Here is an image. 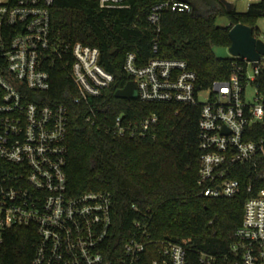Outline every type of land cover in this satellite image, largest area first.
Wrapping results in <instances>:
<instances>
[{
  "label": "built area",
  "instance_id": "obj_1",
  "mask_svg": "<svg viewBox=\"0 0 264 264\" xmlns=\"http://www.w3.org/2000/svg\"><path fill=\"white\" fill-rule=\"evenodd\" d=\"M94 1L106 9L128 6V0ZM54 2L0 0V248L8 230L26 227L36 236L30 264H141L152 240L144 241L137 232L112 259L107 255L110 193L69 191V112L62 103H40V92L50 86L49 67L56 62L69 65L75 101L87 106L85 120L92 124L97 119L89 100L101 96L114 77L99 63L97 47L57 42L50 16ZM168 9L188 11L190 5L184 0H151L146 20L155 36L153 53L158 50L161 15ZM254 36L264 42V37ZM241 60L233 63L227 79L209 84H203L180 58L154 56L138 64L136 54L128 52L122 66L135 84V99L199 107L197 184L207 197L235 196L240 182L232 175L233 166L264 159V94L256 81L264 70V54L256 66ZM250 86L255 91L253 103L247 101ZM156 122L154 113L142 119L120 114L112 128L118 136L154 137ZM243 210L230 243L233 264H264V187L245 199ZM157 253L163 264H186L182 244L161 241Z\"/></svg>",
  "mask_w": 264,
  "mask_h": 264
},
{
  "label": "trees",
  "instance_id": "obj_2",
  "mask_svg": "<svg viewBox=\"0 0 264 264\" xmlns=\"http://www.w3.org/2000/svg\"><path fill=\"white\" fill-rule=\"evenodd\" d=\"M184 1L190 10L162 13L156 53L152 51L154 32L146 20L151 0H128L127 7L109 9L100 8L94 0H55L51 7L57 42L97 47L99 63L114 77L101 96L89 100L96 112L95 124L85 120L87 106L75 101L77 90L69 65L56 62L49 67L50 86L40 92V103H62L69 112L66 173L70 194L110 193L112 223L105 248L111 259L137 232L144 241L152 240L141 264H152L154 259L163 264L157 253L161 241L182 244L186 264H233L230 243L242 221L243 203L264 187L261 159L233 166L232 175L240 182L235 196H204L197 184L199 107L114 96L130 79L122 68L128 52L136 54L138 64L154 56L184 59L203 84L227 79L233 63L242 61L217 57L212 47L228 46V31L236 23L251 26L257 33L254 25L264 17V0L250 2L244 12L234 7L227 10L221 0ZM221 16L227 18L226 25L216 24ZM256 81L264 94V70ZM152 113L157 115L154 137L118 136L112 128L120 114L125 119H142ZM35 239L33 230L26 227L8 230L0 248L2 264H30Z\"/></svg>",
  "mask_w": 264,
  "mask_h": 264
},
{
  "label": "water",
  "instance_id": "obj_3",
  "mask_svg": "<svg viewBox=\"0 0 264 264\" xmlns=\"http://www.w3.org/2000/svg\"><path fill=\"white\" fill-rule=\"evenodd\" d=\"M227 10L233 7L229 0H221ZM228 49L232 57L251 61L254 66L262 54H264V42L254 36L253 27L242 23L234 24L228 31ZM117 98L135 99L137 96L135 84L129 80L122 88L114 92Z\"/></svg>",
  "mask_w": 264,
  "mask_h": 264
},
{
  "label": "rangeland",
  "instance_id": "obj_4",
  "mask_svg": "<svg viewBox=\"0 0 264 264\" xmlns=\"http://www.w3.org/2000/svg\"><path fill=\"white\" fill-rule=\"evenodd\" d=\"M231 3H233V7L236 9L238 12H244L247 9V6L249 5L250 1L249 0H229ZM257 22L255 23L254 27L257 28V34H259L261 37H264V17L258 18L256 20ZM216 24L218 25H226L227 24V18L224 16L219 17L216 20ZM214 54H216L217 57H232L228 46H213L212 47ZM248 72L251 74L252 68L248 66ZM254 97H255V91L253 87H248L247 89V101L250 103L254 102ZM200 100L203 101L206 98V93L200 95Z\"/></svg>",
  "mask_w": 264,
  "mask_h": 264
}]
</instances>
